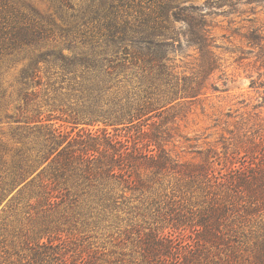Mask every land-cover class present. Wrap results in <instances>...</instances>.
<instances>
[{
  "label": "trees",
  "instance_id": "16d2710c",
  "mask_svg": "<svg viewBox=\"0 0 264 264\" xmlns=\"http://www.w3.org/2000/svg\"><path fill=\"white\" fill-rule=\"evenodd\" d=\"M48 1L61 25L22 11L12 0H0V62L50 40L63 47L39 52L22 69L23 106L10 117L15 124L11 135L24 148L17 151L8 189L37 171L15 197L28 217L31 211L70 214L80 202L112 210L134 198L140 203L135 208L144 207L143 216L151 221L138 235L139 259L131 264H264V135L232 136L236 142L224 144L211 161L179 165L156 133L205 95L203 83L218 68L210 14L186 4L189 0H86L84 7ZM208 5L206 0L202 7ZM175 23L183 24L185 32H178ZM247 39L264 40L256 33ZM182 46L195 48L199 64L192 76L179 79L169 64ZM64 48L71 54H64ZM40 62L56 65L58 74L42 78ZM50 90L56 92L52 103ZM40 96L48 98L46 105L64 122L102 127L70 139L69 133L47 124L35 106L29 113ZM131 132L142 139H133ZM153 143L158 152L150 148ZM241 150L245 154L238 165L228 161ZM214 164L221 167L214 169ZM176 176L197 185V204L165 192V178ZM41 225L38 238L49 230L48 224ZM51 243L34 244L42 249L33 253L35 264L116 263L110 253L97 250L72 258L58 246V252L48 255Z\"/></svg>",
  "mask_w": 264,
  "mask_h": 264
},
{
  "label": "rangeland",
  "instance_id": "374dc122",
  "mask_svg": "<svg viewBox=\"0 0 264 264\" xmlns=\"http://www.w3.org/2000/svg\"><path fill=\"white\" fill-rule=\"evenodd\" d=\"M12 1L28 14L34 15L37 12L39 16L50 17L56 25L62 24L55 14L54 4L48 0ZM69 1L76 6L86 5V0ZM205 1L189 0L186 4L201 6L204 12L210 14L207 19L214 36L212 52L217 57L218 68L203 83L202 92L205 95L180 110L181 120L177 119L175 123L167 121L158 132L155 131L165 138L162 146L169 158L179 165L211 161L210 156L214 152H221L222 146L232 141V136L244 132L252 136L264 135V40L252 43L247 39L252 33L264 38V0H208L210 5L202 7ZM173 27L178 32H185L183 24L175 23ZM55 48L63 47L50 40L46 45L0 62V264H35L32 258L38 247L34 244L39 241L49 245V240L52 248L48 250V255L54 249L58 252L61 248L67 254L66 257L77 258L92 255L97 250L110 253L113 260H116L114 264H131L130 261L139 259L136 247L138 235L146 232L147 222L151 221L143 216L147 214L144 207L135 208L140 206L139 201L134 198L120 201L112 210L80 202V206L73 208L70 214L57 210L43 216L42 212L31 211L28 217L24 205L16 202L15 197L37 171L15 187L8 189L6 185L10 182L9 174L17 160V151L24 148L11 135L15 124L10 118L18 114V107L23 106L20 96L21 71L39 52ZM63 52L71 54L65 48ZM170 58L172 63L169 65L174 67L173 75L179 79L192 76L198 70L199 55L192 46H182L181 51L173 53ZM38 67L42 78L51 74L55 76L59 72V68L51 63L40 62ZM179 84H182L181 80ZM55 93L50 90L49 100L40 96L36 105L33 103L29 106V113H32L31 108L35 106L43 120L48 119L47 124L62 133H69L70 139L76 138L78 133L86 129L95 131L102 127L73 126L64 122L60 113L51 112V107L45 102L48 100L52 103ZM108 131L114 133L110 128ZM120 134L124 135L125 132ZM132 136L133 139H142L137 135ZM236 139L232 142L235 143ZM150 148L158 152L154 143ZM244 154L241 150L239 155L228 161L237 162L238 165L237 160ZM249 157L247 155L245 158ZM220 167L213 165L217 170ZM186 183L185 179L178 176L166 177L164 185L168 187L165 192L174 193L177 200L188 199L197 204L201 199L200 192H195L197 185ZM126 197H130V194ZM41 222L48 224L49 230L38 238L37 231L45 227L40 226ZM183 233L193 236L189 230ZM184 238L188 240L189 236ZM62 242L66 246L58 245Z\"/></svg>",
  "mask_w": 264,
  "mask_h": 264
}]
</instances>
